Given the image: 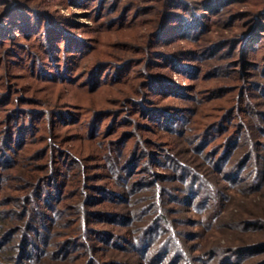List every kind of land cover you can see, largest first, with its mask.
Masks as SVG:
<instances>
[{
    "label": "rangeland",
    "instance_id": "374dc122",
    "mask_svg": "<svg viewBox=\"0 0 264 264\" xmlns=\"http://www.w3.org/2000/svg\"><path fill=\"white\" fill-rule=\"evenodd\" d=\"M19 1L20 6L14 5L8 10L10 5L0 0V15L13 17L25 7L37 9L36 12L41 10L42 19L35 35H24L16 29L23 23L25 26V22L29 26L30 18L22 19L23 22L19 19L20 24L16 21L10 28L3 24L8 33L0 35V208L14 209L25 218L28 214H37V221L42 214L54 217L57 222L69 220L72 215H66V211L71 198L76 196L74 184L79 175L85 185L82 190L89 194L90 201L104 199L102 193L93 196L99 191L98 186L121 191L115 174L120 173L124 179L126 172H131L128 167L119 168L116 159L120 150L127 157L133 154L134 160L140 158L139 172L148 168L172 174L161 165L170 162L167 150L173 145L176 149H170L171 153L177 155L178 150L186 147V139L167 133L165 126L162 125L163 129L150 119L154 115L162 118L184 111L183 119L177 116L169 125L175 126L174 130L176 126L184 128L191 124V130L186 131L189 135L193 129L198 133V129H207L232 113V119L213 124L215 127L204 136L212 138H199L208 144L207 150L217 148L228 132L240 129L239 114L252 125L249 127L252 132L259 134V127L264 128V21L258 25L254 37L242 41L254 25L251 20L254 13L264 9V0L208 3L207 0H184L188 5L179 2L173 7L184 11L186 16L175 15L177 19L178 15L182 18H172L175 21L158 35L155 32L168 0ZM210 3L212 8L205 9ZM192 9L194 16L190 15ZM31 20L33 24L35 19ZM45 20H48L46 25ZM50 32L55 36L53 41ZM63 39L79 42L77 46L84 51L70 56L72 53ZM66 64H70L69 74L63 71ZM61 114L64 120L56 117ZM19 124L28 129L22 139L15 142L10 136L11 140L4 143L8 132L17 130ZM228 126L230 129L225 132ZM257 138L262 142L258 150L264 153V137L255 135L254 139ZM178 156L191 162L190 153ZM56 169L61 171L62 190L50 186L53 188L50 195L47 189L43 192L48 197L34 200L36 213L26 209L35 188L26 183L32 179L22 178L21 172L48 175ZM251 169L252 165L243 175L237 174L235 182L245 189L244 195L248 193L246 200L251 207L264 211V195H259L264 187L253 183ZM144 174L130 177L134 180ZM210 174L215 175L213 171ZM130 177L127 175L126 179ZM171 184L177 185L179 181ZM247 184L253 186L246 188ZM16 186L24 189L17 190ZM230 192L236 200L243 196V192L232 189ZM256 195L258 204L252 203ZM48 205L58 208L53 210ZM180 206L185 210L180 217L193 224L198 215L188 209L187 203ZM220 221L200 227L186 225V230L195 235L189 242L205 243L222 236L216 230ZM263 223L252 228L251 233L225 234L227 238L232 233L244 234L248 244L260 245L231 255L229 263L221 262L223 255L218 254L216 264H264ZM50 225L57 228L54 221ZM235 243L242 242L235 240ZM78 248H82L81 244ZM111 255L113 259L124 258L122 261L128 264H138L137 260L125 259L123 253L114 251Z\"/></svg>",
    "mask_w": 264,
    "mask_h": 264
},
{
    "label": "trees",
    "instance_id": "16d2710c",
    "mask_svg": "<svg viewBox=\"0 0 264 264\" xmlns=\"http://www.w3.org/2000/svg\"><path fill=\"white\" fill-rule=\"evenodd\" d=\"M183 1L168 0L166 2V8L162 11L161 24L155 35L161 33L170 22L175 21L177 19L174 17L175 15H185L184 11L179 8V10H175L173 7L174 5L177 7L179 2L188 5ZM212 1L215 2V0H207L206 3ZM5 2L8 6L10 5L8 10L13 9L14 5L20 6L19 0H5ZM29 7L31 8V6ZM204 7L211 9L212 4H207ZM193 10L190 12L192 13L191 16L195 14ZM36 11L38 10L23 7L16 11L18 12L16 16H6V18H3V13L0 15V35H2L1 33H8L7 29L11 25L14 26L16 21L20 24L19 19L23 22L22 19L26 21L29 18V26L25 22V26L23 23V26L21 24L16 29L21 30L24 35L28 33L35 35L37 24L42 19L41 10ZM254 14L251 19L254 25L243 35L242 41L254 37L258 25L262 20L264 21V9ZM179 15L177 20L182 18ZM166 17L167 22H165ZM32 18L35 19V21L33 20L34 25ZM47 22L48 20L44 24L46 25ZM3 24H8V28ZM49 34H51V39L50 37L48 39L53 41L55 37L53 32ZM64 43H67V49L72 53L70 56H76L84 51L77 46L79 42H70L66 39ZM69 66L70 64H66L65 69H63L64 73L69 74L71 72L68 71L71 69ZM231 114L229 113L225 118L222 117L221 120L213 122L207 129H198V133L193 129L189 135L186 131L191 130V124L184 128L176 126L177 128L174 130L173 127L175 126L169 125L177 116L183 119L184 111L178 112V114H174V112L163 114L162 118L156 115L151 116L150 119L155 124L165 126L167 133L186 139V147L178 150L177 155L171 153L170 149H176L173 145L167 150L166 155L170 162H165L161 166L171 170L172 174L157 173L147 168L145 171H141L142 173L145 172L144 175L132 180L131 177L141 173L139 172L141 170L140 158L134 160L133 154L131 157H127L123 150H120L117 159L115 157L119 161V168L128 167V171L131 172H126L124 179L120 173L115 174L121 191L114 190L113 187L98 186L99 191L95 192L93 196L97 197L96 193H102L104 199L90 201L89 194H85V191L82 190L85 185H83L79 175L78 179L75 180L77 183L74 184L76 196L71 198L72 200L69 202L71 204H68L66 211V215H72L69 220L66 218L64 222H57L54 217L43 216L42 214L37 221L35 218L37 214L33 216L28 214L25 218L20 216L17 211H13L14 209L0 208V264H128L122 261L124 258H120L121 260L113 259L111 253L114 251L123 253L128 261L137 260L138 264H216L218 254L223 255L224 259L221 262L229 263L231 255L254 249L260 244L250 245L243 236L245 233L253 232L252 228H256L257 224L264 222V211L251 207V204L246 200L248 193L244 195L245 189L242 186H237L235 181L237 174L243 175L252 165L249 174L253 171V183L257 187H264V153L258 150L262 142H259L261 141L259 138L254 139L255 135L264 137V128L259 127V134L252 132L249 128L252 125L249 126L245 122L244 116L239 114V118H241L240 129L235 133H225V139L217 148L207 150L208 144H204V140L199 141L200 137L203 139L212 138L204 136L209 133L210 128L215 127L213 124L228 122L232 119ZM56 117L64 120L63 114ZM229 129L228 126L224 130L226 132ZM27 130L26 126L19 124L17 130L13 129L8 132L9 136L4 140V143L10 139V136L12 141L17 142L16 140L24 135ZM173 141L175 142L174 139ZM210 141L211 139L207 140V143ZM177 144L175 143V145ZM186 153L192 155L188 156L191 162L179 158L178 155H185ZM1 155L4 156L5 154ZM216 156L219 157L217 158L218 161ZM215 159L219 162L218 166ZM231 161L233 165H231ZM133 166L134 168H132ZM211 171L215 175L210 174ZM23 172H21V177L32 179L33 181L29 180L26 183L35 188L31 192L33 194L30 193L25 207L26 209L31 208V212L36 213L38 210L34 205L35 199L41 200L43 197H48V193L43 194L46 189L50 191L49 195L55 186L58 190L61 189V171L56 169L48 175H25ZM127 175L131 177L126 179ZM174 180L179 181V184H171ZM66 181L63 185L66 184ZM250 186L253 185L247 184L246 188ZM15 189L24 188H20V186L17 188L16 186ZM230 189L243 192V196L236 200ZM259 195H264V192ZM257 198L259 197L256 195L252 203L258 204ZM45 202L47 203V199ZM174 203L177 205L176 207L171 206ZM186 203L188 209L198 215L197 218L199 217L198 219L195 218L194 225L199 227L213 225L221 219L222 221L219 222L216 230L222 236L215 240L208 239L205 243L198 241L196 244H191L189 240L195 235L190 234L185 227L193 224H190L186 218L180 217V213L185 211L180 208V205ZM48 206L53 210L58 208V206ZM92 206L94 208H90ZM23 207L20 206L21 210ZM23 212L24 210L21 213ZM50 218L52 219L51 222L54 221V224L57 225V228L50 225ZM205 220L208 222L207 224L202 223ZM236 231L244 233L243 236L232 233L231 238L224 237L225 234L228 236L231 232ZM18 233H20L19 236H17ZM235 240H240L242 243L236 244ZM226 241H232L233 244L224 245L223 243ZM78 244H81L82 248H78ZM261 244L264 245V243Z\"/></svg>",
    "mask_w": 264,
    "mask_h": 264
}]
</instances>
